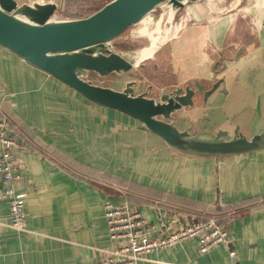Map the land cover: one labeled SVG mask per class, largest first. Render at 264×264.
Segmentation results:
<instances>
[{
	"label": "crops",
	"instance_id": "1",
	"mask_svg": "<svg viewBox=\"0 0 264 264\" xmlns=\"http://www.w3.org/2000/svg\"><path fill=\"white\" fill-rule=\"evenodd\" d=\"M210 1L179 10L175 33L145 62L150 77L141 69L145 77L135 88L150 84L156 96L221 79L205 101L197 94L194 106L180 111L179 126L263 132L264 0H226L219 9ZM121 81L95 79L116 89L128 80ZM0 111L27 145L13 183L16 193L27 194L25 230L0 229V264H95L102 259L95 248L110 245L105 202L127 203L156 224L172 210L186 218L217 217L230 231L228 246L200 254L189 239L154 252L152 260L264 264V148L219 157L178 153L138 120L87 100L2 46ZM0 218L8 220L4 200Z\"/></svg>",
	"mask_w": 264,
	"mask_h": 264
},
{
	"label": "water",
	"instance_id": "2",
	"mask_svg": "<svg viewBox=\"0 0 264 264\" xmlns=\"http://www.w3.org/2000/svg\"><path fill=\"white\" fill-rule=\"evenodd\" d=\"M201 1L110 0L88 16L63 18L58 16L59 5L56 2L0 0V46L87 100L138 120L178 153L219 157L262 149L264 131L247 135L235 128L229 135L223 129L192 132V122L185 128L179 126L183 120L179 116L180 111L192 108L197 94H201L205 101L217 89L221 79H216L209 87L198 81L174 86L170 90H161L156 96L150 84L136 90V80L126 81L119 89L95 82V79L111 76L117 82L135 69L145 70L150 77L145 62L170 39L179 10ZM242 2L238 0L237 4ZM162 7L170 10L171 21L149 57L137 63L144 46L135 50H119L117 46L121 42L118 38L132 25ZM214 73L216 75L219 71Z\"/></svg>",
	"mask_w": 264,
	"mask_h": 264
},
{
	"label": "built area",
	"instance_id": "3",
	"mask_svg": "<svg viewBox=\"0 0 264 264\" xmlns=\"http://www.w3.org/2000/svg\"><path fill=\"white\" fill-rule=\"evenodd\" d=\"M26 148L27 145L9 129L7 117L0 111V201L4 200L8 205V220L0 218V229L25 230L27 194L16 193L13 183L21 177L19 154ZM159 215L160 221L151 223L127 203L105 202L104 218L110 245L95 248L102 256L95 264H167L149 256L189 239L196 240L200 254L218 245L228 246L231 242L226 223L217 217L186 218L174 210ZM154 232L157 235L151 236ZM229 256L234 258L235 251L230 250Z\"/></svg>",
	"mask_w": 264,
	"mask_h": 264
},
{
	"label": "rangeland",
	"instance_id": "4",
	"mask_svg": "<svg viewBox=\"0 0 264 264\" xmlns=\"http://www.w3.org/2000/svg\"><path fill=\"white\" fill-rule=\"evenodd\" d=\"M18 1L30 2V1H38V0H18ZM41 1L48 2L51 0H41ZM55 1L59 3L58 4L56 2L59 5V9L57 11L59 17L74 18V17H84L86 15H89L110 0H55ZM38 2H40V0ZM210 3L214 4V6H216L217 9H219L218 8L219 6L220 8L225 7L226 0L222 1V3L221 1L219 3L215 0H211ZM217 3H219V5H217ZM162 11H163L162 9L160 10L157 9L151 15V17H148L143 22H138L137 24L132 25L129 29H127L124 33H122L119 36L118 40L121 42V44L122 43L123 44L118 45L117 48L119 50H126V51L135 50L152 43L156 38L155 32L157 28V22H159L160 20ZM122 46L123 48H120ZM142 73L144 72L143 71L141 72L140 69H135L132 71L131 74L124 75L122 77L123 81H121V83L126 80L143 81L145 76ZM140 87H142V85Z\"/></svg>",
	"mask_w": 264,
	"mask_h": 264
},
{
	"label": "bare ground",
	"instance_id": "5",
	"mask_svg": "<svg viewBox=\"0 0 264 264\" xmlns=\"http://www.w3.org/2000/svg\"><path fill=\"white\" fill-rule=\"evenodd\" d=\"M18 1V0H17ZM39 1V0H38ZM38 1H30L29 3L31 2H38ZM19 2V1H18ZM41 2V1H40ZM219 8V7H218ZM233 8V7H232ZM163 11H162V14H161V17H160V20L159 22H157V28H156V32H155V35H156V38L155 40L150 43L148 46H144L141 51L139 52L138 54V58H137V63L141 62L143 59L149 57L150 53H151V50L157 45V43L159 42V40L161 39V35L164 33V30H165V26L171 21V12L170 10L167 8V7H162L161 8ZM169 12V14H168ZM148 17L150 16H146L145 18H143L140 22H143L144 20H146ZM214 17V16H213ZM176 26L173 27V33H175V30H176Z\"/></svg>",
	"mask_w": 264,
	"mask_h": 264
},
{
	"label": "flooded vegetation",
	"instance_id": "6",
	"mask_svg": "<svg viewBox=\"0 0 264 264\" xmlns=\"http://www.w3.org/2000/svg\"><path fill=\"white\" fill-rule=\"evenodd\" d=\"M168 14H169V12H168ZM158 19H159V18H158ZM158 19H157V20H158ZM157 20H156V21H157ZM173 27H174V26H173ZM172 30H173V29H172ZM172 33H173V31H172ZM162 35H163V34H162ZM162 35H161V36H162ZM171 35H172V34H171Z\"/></svg>",
	"mask_w": 264,
	"mask_h": 264
},
{
	"label": "trees",
	"instance_id": "7",
	"mask_svg": "<svg viewBox=\"0 0 264 264\" xmlns=\"http://www.w3.org/2000/svg\"><path fill=\"white\" fill-rule=\"evenodd\" d=\"M120 48H123V46L122 47H120ZM219 220H222V219H220V218H218Z\"/></svg>",
	"mask_w": 264,
	"mask_h": 264
}]
</instances>
